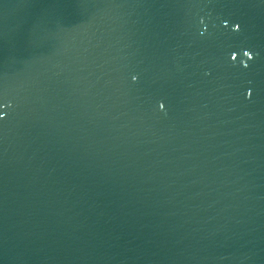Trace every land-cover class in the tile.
I'll return each instance as SVG.
<instances>
[{"label": "water", "instance_id": "1", "mask_svg": "<svg viewBox=\"0 0 264 264\" xmlns=\"http://www.w3.org/2000/svg\"><path fill=\"white\" fill-rule=\"evenodd\" d=\"M0 264H264V0H0Z\"/></svg>", "mask_w": 264, "mask_h": 264}]
</instances>
